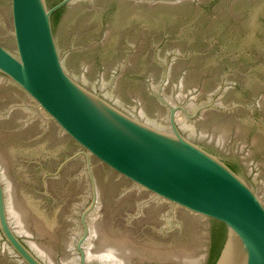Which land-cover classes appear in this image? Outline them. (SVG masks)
Instances as JSON below:
<instances>
[{
	"label": "water",
	"instance_id": "1",
	"mask_svg": "<svg viewBox=\"0 0 264 264\" xmlns=\"http://www.w3.org/2000/svg\"><path fill=\"white\" fill-rule=\"evenodd\" d=\"M0 262L264 264V0H0Z\"/></svg>",
	"mask_w": 264,
	"mask_h": 264
}]
</instances>
